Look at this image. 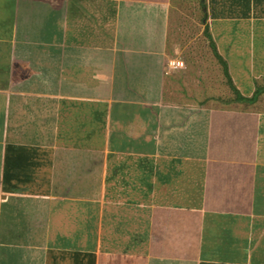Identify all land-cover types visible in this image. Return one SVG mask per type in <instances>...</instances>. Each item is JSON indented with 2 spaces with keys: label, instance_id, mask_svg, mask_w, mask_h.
I'll return each mask as SVG.
<instances>
[{
  "label": "crops",
  "instance_id": "obj_1",
  "mask_svg": "<svg viewBox=\"0 0 264 264\" xmlns=\"http://www.w3.org/2000/svg\"><path fill=\"white\" fill-rule=\"evenodd\" d=\"M0 264H264V0H0Z\"/></svg>",
  "mask_w": 264,
  "mask_h": 264
},
{
  "label": "rangeland",
  "instance_id": "obj_2",
  "mask_svg": "<svg viewBox=\"0 0 264 264\" xmlns=\"http://www.w3.org/2000/svg\"><path fill=\"white\" fill-rule=\"evenodd\" d=\"M200 24H201V21L198 22L196 20L188 19L187 22L185 24H183V25H185L186 31H188L190 34H195V33H198V32L201 31L202 26ZM196 43H197L196 45L198 46L202 42L201 41H197ZM199 51L203 54V57L205 55H208L209 56V54H207V52L205 51V49H199Z\"/></svg>",
  "mask_w": 264,
  "mask_h": 264
},
{
  "label": "built area",
  "instance_id": "obj_3",
  "mask_svg": "<svg viewBox=\"0 0 264 264\" xmlns=\"http://www.w3.org/2000/svg\"><path fill=\"white\" fill-rule=\"evenodd\" d=\"M169 66L170 67H183L184 62L180 60H170L169 61Z\"/></svg>",
  "mask_w": 264,
  "mask_h": 264
}]
</instances>
